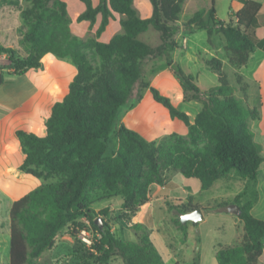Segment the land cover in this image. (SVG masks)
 I'll use <instances>...</instances> for the list:
<instances>
[{
    "label": "trees",
    "instance_id": "obj_1",
    "mask_svg": "<svg viewBox=\"0 0 264 264\" xmlns=\"http://www.w3.org/2000/svg\"><path fill=\"white\" fill-rule=\"evenodd\" d=\"M27 1L23 17L29 26L21 38L25 53L21 56L0 41V53L8 60L0 68H7L9 75H23L41 68L42 57L50 52L71 63L76 73L61 89L62 99L53 103L44 120V136L24 129L14 133L24 155L17 170L38 178L40 183L9 208V264H34L45 250L55 246L57 235L65 227H71L70 235L82 244L76 234L78 228L86 226L79 221L83 216L91 217L90 229L99 235L86 255L95 257L96 264H104L113 255L121 256L124 264H164L149 233L139 223L132 226L136 231L134 241L118 237L102 217V228L95 224L93 218L106 215L108 209L91 216L92 196L96 191L121 196L120 211L112 219L127 221L149 201L150 187L164 185L172 173L197 178L202 190L230 173L257 179L263 156L248 122L259 119L260 111L248 104L249 83L237 75L244 105L235 96L236 86L229 81L219 58L207 61L218 83L205 91L176 64L170 51L178 45L174 24L184 0H149L152 13L145 18L138 14L134 0H99L96 5L92 0H80L85 8L77 15V22L86 20L93 25L97 15L101 16L94 38L87 39L70 32L71 19L64 1ZM215 1L211 0L207 10L193 13L187 20L192 26L189 30L217 26L225 39L229 63L245 65L256 47L264 50V26L257 20L261 3L239 0L242 7L225 21L216 16ZM113 13L122 15V31L108 42L99 41ZM47 25L49 31L44 32ZM150 26L160 36L156 46L139 38ZM207 31L208 43L217 48ZM162 57L180 79L185 97L190 93L203 104L192 122L185 111L145 80V61ZM3 81L0 73V84ZM137 83L141 90L149 89L171 118L186 125V135L172 133L148 140L120 122L123 108H130L133 100L141 98V91L134 97ZM112 138L117 145L114 149L110 148ZM239 207L242 237L233 245L217 249V264H257L263 251L264 220L252 214V201Z\"/></svg>",
    "mask_w": 264,
    "mask_h": 264
},
{
    "label": "rangeland",
    "instance_id": "obj_2",
    "mask_svg": "<svg viewBox=\"0 0 264 264\" xmlns=\"http://www.w3.org/2000/svg\"><path fill=\"white\" fill-rule=\"evenodd\" d=\"M74 1L83 5L80 0ZM137 2L139 5L142 4V0H137ZM230 2L231 0L215 1L214 7L219 19L225 21L230 19ZM49 4H52V1ZM28 5L27 0H0V41L6 46L13 47L21 56L25 53L21 38L29 26L27 19L23 17V11ZM68 6L73 14L75 5L68 0ZM210 6L211 0H184L179 19L174 24V30L177 28L191 29L192 26L187 24V20L195 11L207 10ZM71 25L72 21L69 24V29L73 35L83 39L94 38L95 32L91 29L92 25L83 28L78 25L77 29L82 32V35L73 33ZM76 25L74 24L75 27ZM49 27L47 25L44 32H48ZM205 30H209L211 39L217 44V49L215 48L216 58L221 60L222 69L227 74L229 81L236 86L235 96L241 99L244 104V94L240 89L241 83L237 79V75L241 74L243 81L249 83L247 89L248 104L257 107L261 117L260 86L258 82L251 79V71L254 68L257 55H259V50L250 56L245 65H231L224 50L225 39L219 28L209 24ZM205 30H199L192 36L195 41L194 44L199 47L202 56L208 55L206 49L212 47L208 43L209 34L207 37ZM140 39L155 45L159 43V33L150 27L147 32L140 36ZM185 57L178 53L177 59H175L176 64L185 73L196 76L197 81L195 83L201 89H207L218 83L216 74L200 58L198 59V56L195 63H187ZM149 60L151 59H147L144 63L147 69L150 65ZM0 64L2 66L8 64L4 53H0ZM42 70L33 69L23 75H9L7 68H0V73L4 78L0 84V151L3 141L10 136L11 132L13 134L14 129L26 126L18 120L15 111L27 103V96L34 85L42 83L43 75H40ZM57 71V67H51L45 72L53 75L57 74ZM146 74V79L149 81ZM140 91L144 93L145 89L141 90V84L137 83L134 88V97H137ZM132 102L136 103L134 100ZM143 105L146 109L154 108V105L147 100L144 101ZM127 108H123L122 112ZM156 113L159 120L165 118L158 111ZM7 116L8 118H6ZM260 123V118L248 122L254 140L259 143L263 156L257 179L250 180L230 173L216 180L209 188L202 190L197 178L185 177L179 173L173 174V178H169L164 185L160 186L159 191H155L157 185H152L149 203L139 207L135 213H131L127 221L118 220L117 222L112 217L120 211L121 196H107L101 191H96L92 196L94 202L91 206L94 213L91 216L104 209L103 205H109L106 207L108 209L106 215L96 216L93 219H101L102 217L103 221L110 225L111 230L124 240H136V231L132 226L139 223L149 233L151 240L162 255L164 264H217V249L237 243L243 234V221L238 215L228 212L229 204L234 203L242 206L248 201H252V214L264 220V135ZM182 125L184 124L182 123ZM178 128L177 126L176 130ZM34 133L38 136H44L43 126L35 127ZM156 136V140L163 138L159 135ZM7 141L17 142V139L13 134L12 137L7 138ZM116 146V142L112 138L110 148L114 149ZM21 182L19 179L14 184H8L5 180L0 179V264H9V252L4 250L5 236L9 233V209L6 208L5 204L21 197L33 186L39 184L40 180L28 175L26 181L22 184ZM196 208L201 210L202 218L198 221L188 220L181 223L182 212ZM90 220L91 217L85 216L79 219L91 227ZM178 220L180 224L177 222ZM70 231L71 227L63 228L56 237L55 246L45 250L34 261V264H96L95 257L86 256L88 247L71 237ZM104 264H124V261L121 256L113 255ZM258 264L263 263L259 262Z\"/></svg>",
    "mask_w": 264,
    "mask_h": 264
},
{
    "label": "crops",
    "instance_id": "obj_3",
    "mask_svg": "<svg viewBox=\"0 0 264 264\" xmlns=\"http://www.w3.org/2000/svg\"><path fill=\"white\" fill-rule=\"evenodd\" d=\"M62 1L66 3L67 10L72 21V25H71L72 32L78 35H82V32L78 31L77 26L79 25L81 28L86 26L87 27L91 26L89 21L86 20L80 22L76 21L77 15L85 8L84 4L81 5L79 3H76V1L74 0H70L71 3L75 5L74 13L72 14L71 11L69 10L68 0H62ZM257 1H260L261 3V7L257 14V20L262 26H264V0H257ZM92 2L94 5H96L99 2V0H92ZM134 7L136 8L138 14L144 18L149 17L152 13V6L149 0H142L141 5H139L137 0H134ZM241 7H242V3L239 2V0H231L229 15L230 16L233 15ZM121 17L122 15L118 13H113V17L110 18L109 23L107 24L105 30L98 37L99 41L108 42L114 34L122 31V27L120 25ZM100 19L101 16L97 15L96 21L93 23L91 28L94 32L98 27ZM74 24H77L76 27L74 26ZM149 28L145 32H147ZM201 30H205V29H201ZM197 31L199 30L191 31V30H184L182 28H177L175 30L174 37L178 45L170 51V55L175 62L178 53L179 55L186 56L185 58L187 63L188 62L195 63L198 56V59L200 58L206 64V66L216 74V72L207 64V61L216 57L217 48L215 49L210 46L211 47L210 49L208 48L206 49L208 55L202 56L199 47L194 44L195 41L192 39V36ZM145 32L139 34V38ZM206 34L208 37L207 31ZM160 42L161 41L159 36L158 44H160ZM158 44L152 46H156ZM257 50H259V55H257L254 68L251 71V79L253 81L258 82L260 86V94L262 98L260 125L262 129V133L264 135V50L259 47H256L254 51L250 54V56H252V54H254ZM149 62L150 65L148 69L144 64V71L145 73H147L146 75H148L149 77V81L146 79V76H145V80L149 82L150 85L156 87L162 94L168 96L171 99L172 103L178 109L185 111L189 115L190 121L192 122L194 120L195 115L202 109L203 107L202 102L191 98L190 93L187 94L188 98L185 97L186 95L184 93L180 79L168 67L164 57L158 59L154 58L149 60ZM51 67L58 68L57 74L55 73L53 75H49L47 74V72H45L46 70L48 71ZM41 69H43L42 71H40V75H43L42 83L34 85V88H32V91L27 96L28 97L27 103H24L23 104L24 106H22L17 111H15V114L18 120H20L22 124L26 125L17 129H24L27 131L34 132L35 127L42 125L43 135H44L45 127L43 122L50 115L51 107L53 103L62 99L61 89L63 87H66L67 84L70 82V80L73 78V76L76 73V68L71 63L58 59L52 53L48 52L42 57V67L39 68V70ZM186 74L193 76L194 83L197 81L196 76H194L193 74L191 73H186ZM215 85L216 84H214L213 86ZM209 88L207 89L200 88V90L205 91L208 90ZM144 89L145 92L143 93L142 91L141 98L138 101H136V103L133 106L123 111L120 117V122H122L128 128L138 132L148 140H156L155 138L157 137L156 135H159L160 137L163 138L172 133L186 135L188 131L186 125L179 119L171 118L168 109L165 108L161 103H158L153 99L152 94L150 93L148 88H144ZM145 100L153 104L154 108L153 109L144 108L143 103ZM156 111L161 113L165 118L159 120ZM6 118H8V116ZM181 122L184 125H182ZM167 126H169L170 128L166 129L165 127ZM177 126L179 127L177 129L179 132L176 130ZM17 129L13 130V134ZM13 134L11 132L10 136H8L7 138L12 137ZM7 138L3 141L1 145L0 179L5 180L6 182H8V184H14L17 180L21 179L22 181L21 184H22L24 181H26L28 174H24L23 172L18 171L17 167L22 162L24 155L22 154V152L20 154L21 150L19 147L18 140L17 142L7 141ZM15 156L16 158H14ZM173 174H177V173L170 174L169 178H173ZM38 185L39 184H37L36 186ZM153 185H157V187H155V191H159L160 186H162L158 184H153ZM36 186H33V188H35ZM12 202H8L5 204L7 209L10 208ZM103 206H104L103 208L109 207V205H103ZM4 250L5 252L6 251L9 252V233L6 234L5 236ZM259 262L264 264V248L258 259L257 264Z\"/></svg>",
    "mask_w": 264,
    "mask_h": 264
},
{
    "label": "water",
    "instance_id": "obj_4",
    "mask_svg": "<svg viewBox=\"0 0 264 264\" xmlns=\"http://www.w3.org/2000/svg\"><path fill=\"white\" fill-rule=\"evenodd\" d=\"M228 212L233 213L235 215H240L241 209L238 205L232 203L227 207ZM202 218L201 210L199 208L193 209L188 212H184L180 216L181 223H185L188 220L198 221ZM95 224H98L100 228H102L103 224L100 218L94 220Z\"/></svg>",
    "mask_w": 264,
    "mask_h": 264
},
{
    "label": "built area",
    "instance_id": "obj_5",
    "mask_svg": "<svg viewBox=\"0 0 264 264\" xmlns=\"http://www.w3.org/2000/svg\"><path fill=\"white\" fill-rule=\"evenodd\" d=\"M78 240L86 247H91L94 241L98 238V233L90 229L88 225L77 229L76 234Z\"/></svg>",
    "mask_w": 264,
    "mask_h": 264
}]
</instances>
